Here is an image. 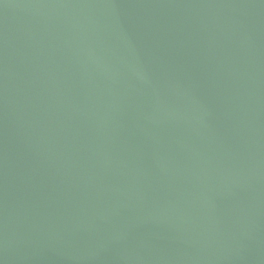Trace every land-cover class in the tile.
Returning a JSON list of instances; mask_svg holds the SVG:
<instances>
[{"label": "water", "instance_id": "95a60500", "mask_svg": "<svg viewBox=\"0 0 264 264\" xmlns=\"http://www.w3.org/2000/svg\"><path fill=\"white\" fill-rule=\"evenodd\" d=\"M0 264H264V0H0Z\"/></svg>", "mask_w": 264, "mask_h": 264}]
</instances>
